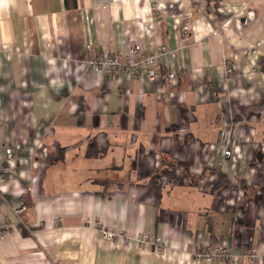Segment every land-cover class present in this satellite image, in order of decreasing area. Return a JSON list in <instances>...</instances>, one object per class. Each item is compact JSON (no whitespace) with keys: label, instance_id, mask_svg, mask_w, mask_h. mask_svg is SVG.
Returning a JSON list of instances; mask_svg holds the SVG:
<instances>
[{"label":"crops","instance_id":"crops-1","mask_svg":"<svg viewBox=\"0 0 264 264\" xmlns=\"http://www.w3.org/2000/svg\"><path fill=\"white\" fill-rule=\"evenodd\" d=\"M134 45L154 80L87 66ZM0 234V264H264V0H0Z\"/></svg>","mask_w":264,"mask_h":264},{"label":"built area","instance_id":"built-area-1","mask_svg":"<svg viewBox=\"0 0 264 264\" xmlns=\"http://www.w3.org/2000/svg\"><path fill=\"white\" fill-rule=\"evenodd\" d=\"M187 28L183 29V35L186 38ZM163 54V48H158L151 55H144L139 51L136 45L132 46L129 50V55L126 59L122 60L119 55H110L104 54L98 57L88 56L86 63L89 69L95 72H105L109 75L115 73H123L134 79H141L142 77H147L149 80H154L158 76L157 72V64L159 58ZM232 70L230 66H226V74L230 75ZM177 75L172 71H166L164 74L165 80L168 84H173ZM20 148L19 145H16V149ZM230 150L224 151V156H230ZM6 156L8 159L12 158V150L10 148L6 149ZM25 210L23 204L19 203L16 205L14 209V213L18 216L21 212ZM93 228L100 229L99 223L95 222L91 224ZM102 237L108 241H115L121 238L120 234L114 233L111 231L100 230ZM1 236V234H0ZM134 241L138 244V246L146 249H152L157 253H161L164 248V241L152 234L143 233L136 238ZM125 242H128V238H126ZM252 254H255L256 251L253 249L251 251ZM248 253L243 255L242 257H247ZM193 259L196 263H202L206 261H225L228 260L230 263L234 260V253L232 250L225 246H205L199 251L193 252ZM242 259V258H240Z\"/></svg>","mask_w":264,"mask_h":264}]
</instances>
